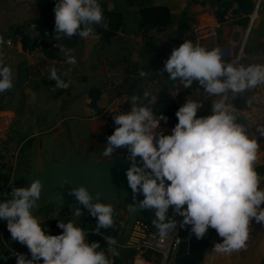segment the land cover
<instances>
[{"label": "clouds", "instance_id": "obj_1", "mask_svg": "<svg viewBox=\"0 0 264 264\" xmlns=\"http://www.w3.org/2000/svg\"><path fill=\"white\" fill-rule=\"evenodd\" d=\"M54 14L56 40L76 35L85 40L94 38V25L104 19L100 0H57ZM4 43L0 37V46ZM62 51L68 64H77L67 49ZM223 56L220 47L209 50L190 40L174 48L161 74L167 72L169 80H179L185 88L197 81L210 96L219 97L211 103V114L198 118L202 103L186 98L175 113L178 123L171 134L165 135L158 129L166 117L154 115L150 105L157 103L158 96L148 88L142 98L131 96L130 112L113 116L116 127L107 137L103 155L110 161L117 149L128 150L131 164L126 176L133 203L127 208L131 212L155 210L152 224L165 234L177 226H191V233L202 239L209 228L215 229L223 239L214 244L213 251L231 255L247 249L253 219L264 223V189L259 187L264 176L256 170L260 152L257 136L250 137L247 128L238 122L236 109L226 102V94L231 92L235 96L264 85V64L237 65L225 62ZM146 75L139 72L140 77ZM49 79L56 82L58 89L69 86L55 67L50 69ZM13 86L12 70L0 54V93ZM142 100L148 103L142 104ZM256 131L264 137V125ZM66 184L65 178L61 187ZM43 187L40 179H34L29 187H13L10 194H4L12 198L0 202V219L7 221L11 238L26 245L31 254L29 259L15 252L16 264H39L41 260L43 264H114L108 258V254L118 255L113 247L117 241L112 236L105 238L106 253L98 251L99 242L88 243L84 229L72 220H57L62 233L46 234L41 220L30 211L38 206ZM137 194L143 199L137 201ZM69 195L97 218L96 234L102 228L115 226L114 207L103 202L100 193H96L94 200L88 188L80 185L71 188ZM58 196L57 203L62 206V194ZM170 207L182 221L167 216ZM82 214L81 209L75 210L77 217Z\"/></svg>", "mask_w": 264, "mask_h": 264}, {"label": "crops", "instance_id": "obj_2", "mask_svg": "<svg viewBox=\"0 0 264 264\" xmlns=\"http://www.w3.org/2000/svg\"><path fill=\"white\" fill-rule=\"evenodd\" d=\"M226 2L227 0H100L103 11L116 10L122 12L124 16L123 23L116 34L108 41L102 40L101 34L97 31L99 26L94 25L96 41L93 43L92 48L87 51L84 39L78 35L71 38L65 36L60 40L54 38V7L57 0H0V37L3 38L4 42L6 38H13L12 46L5 45V43L0 46V54H2L4 64L12 70L13 84L18 78L21 64L26 72V81L19 88L10 90L11 93H17L13 105L11 104L13 95L8 103L2 104L3 93H0V112H9L13 117L12 126L7 133V140L12 144H22L21 151L26 149L30 159L27 162L25 171L35 169L38 154H42L43 163L55 159L51 154H46L42 135L53 132V138L58 139L62 134H65L62 144L66 150V158L64 159H67L70 152L66 134L69 133L73 137L75 142L72 141L78 147L76 139L80 133V127L85 131L95 129L97 121L94 118H102V116L94 115L99 112L101 106L107 102L112 94L105 88L104 67L107 64L122 59H132L142 63L147 58L148 51L151 50L148 48L147 43H151V41L145 40L146 27L138 23L141 7L148 5L167 6L172 17L170 26L173 29V34H176L181 28L216 20L221 16V10ZM30 20L40 21L44 28L49 31V38L61 43L60 49L48 47L43 56L30 53L27 47L24 46L25 42L15 38V34L21 26ZM244 22L242 19L239 23L223 24L220 31V42L226 44L233 31L243 30ZM153 43V47L160 46L155 41ZM62 49H67L69 54L75 57L77 60L76 65L67 63V55L63 53ZM155 51L157 50L155 49ZM161 51L163 55H171H168L164 48ZM245 51L247 57L242 60L241 64H264V6L260 17L250 30ZM52 67L57 69L58 75L69 85L64 94L75 98L67 107H63L61 99L54 96L58 88L56 82L49 79ZM148 81L152 82L153 88L151 91L153 94L160 87L167 86L179 108L186 102L180 103L178 100V93L182 90L189 91L184 95L185 99L198 101L194 95L193 84L190 88H185L179 80L172 83H166L165 81L156 83L153 78H150L146 79V82ZM93 86L101 88L96 109L91 106L89 97V89ZM128 86L136 92L139 89L135 79L128 82ZM174 88L178 89L177 93H172ZM226 95L227 103L232 104L236 109L237 118L241 114H246L249 117L251 129H253V133L257 136L260 144L256 170L264 176V137H261L256 131L257 127L264 125V85H259L235 96L231 92ZM209 97L210 95L205 101H198L202 103V108L197 112L198 118L210 115L211 110H206V104L219 99L216 96L211 99ZM77 111H81L80 114H77ZM76 118L83 120V124L79 128H76L77 126L73 124V120ZM105 119L108 121V118ZM64 121H67L66 125H63ZM45 154L47 155L46 159L44 158ZM259 187L264 189V180L261 181ZM261 207H264V204ZM48 211L49 209L45 210L39 216V220H41L42 226L47 229L46 234H51L46 220ZM121 214L124 217L126 216L123 211ZM82 217L85 219L87 213L84 212ZM0 223L2 231L3 227L7 226V221L1 219ZM122 231L123 228L120 232V239L124 238ZM5 236L6 239L2 237L3 245L7 246L12 252L3 251V248L0 247V256L9 257L6 260L0 259V264H16L15 252L22 253L31 259L29 250H20L18 245L21 243L13 240L10 232H7V235L5 233ZM206 236L208 243L201 261L197 264H264V223H257L253 219L250 224L247 249L233 252L231 255L213 251L214 244L222 242L223 239L215 229L209 228ZM107 249L108 245L100 250L107 253ZM116 251L118 256L113 255L111 262H115V259H118L119 264L132 262L133 254H129V249L116 246ZM137 264H143V262L138 261Z\"/></svg>", "mask_w": 264, "mask_h": 264}, {"label": "built area", "instance_id": "obj_3", "mask_svg": "<svg viewBox=\"0 0 264 264\" xmlns=\"http://www.w3.org/2000/svg\"><path fill=\"white\" fill-rule=\"evenodd\" d=\"M263 6L264 0H251L249 10L243 11L240 0H227L221 10V16L216 20L181 28L176 34H173L170 24L163 26L151 25L146 28L144 38L146 41L170 40L177 47L185 40H190L194 44H199L209 50L220 47L224 53V61L238 65L247 57L245 51L246 41L252 26L261 15ZM242 19L245 21L242 26L243 30L231 31L232 34L228 42L226 44L221 43L220 31L222 25L239 23ZM97 25L106 27L107 19L104 18ZM15 38L25 42L29 52L37 56H43L48 47L55 49L61 47L59 41L49 38V31L38 20L25 22L15 34ZM5 45L12 46L13 38H6ZM104 74L105 88L112 94L107 102L101 106L98 116L113 119L117 112H130L132 107L130 98L136 92L128 86V82L133 81L135 76L134 61L132 59H122L107 64L104 67ZM193 87L196 99L205 101L209 94L204 91L197 81L193 82ZM177 92V88L172 90V93ZM11 96V91L3 93L2 104L8 103ZM153 113L157 118H159V115L166 117V121L160 122L158 131H163L165 135L171 134L172 128L178 123L177 117L165 109L153 111ZM12 123L13 117L9 112H0V186L6 190L16 183V173L19 169L17 163L22 148V144H12L7 140V133ZM249 128L253 133L250 122ZM48 209V215H46L48 223L57 220L65 223L70 221L71 205L68 202H63L62 206L57 202L50 204ZM84 231L86 232L88 229H84ZM116 241L117 244L113 246L115 249L116 246H119L134 250L131 264H137L138 261H142L143 264H173L176 257V248L181 241V237L178 235L177 228L165 234L158 229L150 228L144 221L137 220L134 222L129 235L122 241L117 239ZM108 258L113 260V255L108 254ZM39 264H43V261L41 260Z\"/></svg>", "mask_w": 264, "mask_h": 264}, {"label": "water", "instance_id": "obj_4", "mask_svg": "<svg viewBox=\"0 0 264 264\" xmlns=\"http://www.w3.org/2000/svg\"><path fill=\"white\" fill-rule=\"evenodd\" d=\"M250 5L251 0L240 1V6L243 11H248ZM95 41L96 36L87 40L84 39L87 51L92 48ZM155 43L162 46L168 55L177 47L170 40L155 41ZM25 81L26 72L24 66L21 64L18 78L12 89L19 88ZM64 91L65 89H58L54 96L61 99L63 107H67L75 98L66 96ZM100 94L101 88L99 86H93L89 89L90 104L95 109L98 106L97 102ZM238 122L247 128L248 134L251 137L253 133L249 128L250 120L248 115L241 114ZM119 150L121 153L114 155L110 161V158L97 159L96 154L90 158H85L70 139V153L67 159H54L43 163L42 154H38L34 170L25 171L19 168L16 173V183L14 185L7 190L0 186V202L12 198L11 195L5 196L4 194H10L13 187H29L32 180L38 178L43 182L44 187L41 198L37 202L38 206L30 210L32 215L36 216L40 208L56 203L59 199L58 193H61L63 202H68L71 205L70 220L76 223L79 217L75 215V210L77 208L82 210L83 206L78 203L73 195H69V191L71 188L84 185L93 195L94 200L96 193H100V199L103 202L122 207L127 212L122 231L124 237L129 235L134 222L137 220L144 221L152 229H157L152 224V220L155 218V210L145 209L133 213L127 208L130 203H133V192L128 185L126 176V170L130 167L131 161L128 159L129 153L126 148H119ZM137 163H141L139 157H137ZM65 178L68 180V184L61 187V181ZM136 199L137 201L142 200L143 196L137 194ZM167 216L178 222L183 219L181 216L175 215L171 207L169 208ZM177 232L181 237V241L176 248V257L173 264H197L201 261L204 249L208 243L207 236L202 239H197L191 233V226H185L184 228L177 226ZM114 264H119L118 259H115Z\"/></svg>", "mask_w": 264, "mask_h": 264}, {"label": "rangeland", "instance_id": "obj_5", "mask_svg": "<svg viewBox=\"0 0 264 264\" xmlns=\"http://www.w3.org/2000/svg\"><path fill=\"white\" fill-rule=\"evenodd\" d=\"M147 46L149 49H151L148 51L147 58L144 59L142 63H138L134 61V66H135L134 79H135V82H137V84L139 85L138 87L139 89L137 90L136 95H138L141 98L143 97V93H142L143 91H145L148 88H151V89L153 88L152 82H149V81L146 82V79L153 78L154 82L156 83H162L164 81L166 83L173 82L168 79L167 72H163V74H161V71L164 68V63L170 56L163 55L162 51L159 50V48L153 47L151 43H147ZM154 48L157 51H155ZM140 71H144L145 73H147V75L145 77H140L139 76ZM12 95H13V100L11 104L13 105V103L16 101L17 93L13 92ZM212 97L213 96H210L209 99H211ZM147 103L148 102L146 100H142V104H147ZM211 106L212 105L210 102L206 104L205 106L206 110L208 109L211 110ZM150 107L152 108L153 111H156L155 109H153L151 105ZM80 112L81 111H77V114H80ZM99 112L96 113L94 116L96 115L98 116ZM94 119L97 121L96 122L97 124L93 131L89 129L85 131L84 129H82V127H80L79 129L80 133L79 135H77V139H76V144L78 146L77 148L79 152L85 158H90L94 154H96L97 159H107V157H104L103 155L104 149L106 147L105 144L107 142V134H108L109 129L113 127L115 124H114L113 119L109 118L108 119L109 122H108L106 121L105 118H103V116L102 118L95 117ZM100 119H104V120H100ZM66 122L67 121H64L63 125H66ZM73 124L77 126L76 128H79V126L83 124V120L81 118H76L73 120ZM52 135H53V132L47 133L46 135H42V139H44V146H45L46 154H51L53 158L62 160L66 158V150L62 144V141L65 138V134H62L58 139L53 138ZM66 137L68 141H70V139L74 141L73 137L69 133L66 134ZM68 146H69V143H68ZM20 153L21 154L19 155L17 164L19 168H22L25 170L27 169V162L30 158L26 152V149H23ZM118 153H121L119 149H117L116 152L113 153V156ZM46 154L44 155L45 159L47 158ZM49 206L50 205L40 208V210L38 211V214L36 215L38 219H39V216L43 214L44 211L49 208ZM113 207H114V213H121L123 211L126 215L125 217H127V212L122 207H119L116 205H113ZM84 212L87 213L88 211L82 207V213L84 214ZM83 214L79 216L78 220L76 221V226L81 227V228L89 227V221H85V219L82 217ZM1 228L2 227L0 223V247L3 248V251H8L10 253L12 251L9 250L7 246H4L2 242V237L6 239L5 233L7 235V232L9 231L7 229V226L3 227L2 231H1ZM18 246L20 250H23V251L29 250L26 245L19 244ZM127 264H131V263H127Z\"/></svg>", "mask_w": 264, "mask_h": 264}, {"label": "trees", "instance_id": "obj_6", "mask_svg": "<svg viewBox=\"0 0 264 264\" xmlns=\"http://www.w3.org/2000/svg\"><path fill=\"white\" fill-rule=\"evenodd\" d=\"M104 18L107 19L106 27H98L97 31L101 34V38L104 41H108L111 37H113L117 30L123 23V13L116 10H104ZM171 12L170 9L165 5H148L141 7L139 9L138 23L143 27H148L151 25L163 26L170 24L171 22ZM151 44L154 45L153 41ZM26 47V43H24ZM157 48L163 50L162 46H156ZM188 90H182L178 93V100L180 103L185 102L184 95L187 94ZM158 96V100L156 104L151 105L153 109L156 111H160L161 109H165L167 112L175 113L178 111L179 106L174 99L173 95L170 93L167 86H162L155 93ZM176 116V115H175ZM115 125L110 128L109 135H111L115 129ZM115 226L113 228L108 229H100L99 234L95 233L97 218L92 217L89 212H87V217L85 221H89V227H83V229H88L86 231V240L88 243L92 241H96L100 243V249H103L107 246L105 238L108 236H112L115 239H120V232L125 224V217L121 213H114ZM48 228L50 230L51 235H59L62 233V229L58 227V221H49ZM126 237L121 238L120 240H124ZM98 249V250H100ZM134 250L129 249V254H133ZM118 256V255H117Z\"/></svg>", "mask_w": 264, "mask_h": 264}, {"label": "flooded vegetation", "instance_id": "obj_7", "mask_svg": "<svg viewBox=\"0 0 264 264\" xmlns=\"http://www.w3.org/2000/svg\"><path fill=\"white\" fill-rule=\"evenodd\" d=\"M110 130V129H109ZM108 133H109V131H108ZM108 135V134H107Z\"/></svg>", "mask_w": 264, "mask_h": 264}]
</instances>
